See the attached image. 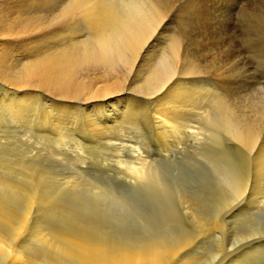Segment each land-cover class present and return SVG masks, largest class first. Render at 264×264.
Returning a JSON list of instances; mask_svg holds the SVG:
<instances>
[{"label": "bare ground", "instance_id": "bare-ground-1", "mask_svg": "<svg viewBox=\"0 0 264 264\" xmlns=\"http://www.w3.org/2000/svg\"><path fill=\"white\" fill-rule=\"evenodd\" d=\"M246 1L0 0V145L8 138L20 145L8 146L13 159L8 149L0 158L1 264H168L190 245L191 234L169 243L170 222L166 230L155 225V237L116 227L129 197L115 183L62 166L69 157L86 164L88 151H113L109 161L131 170L137 186L162 193L174 185L185 206L193 202L197 214L187 215L197 238L220 234L246 210L260 207L264 221V87L247 92L258 84L236 41ZM140 137L151 147L132 145ZM40 141L67 159L37 148ZM243 163L249 174L239 177ZM193 172L196 180L187 176ZM221 179L233 191L212 221L205 205ZM206 184L214 186L207 196ZM139 212L132 214L138 223L154 219ZM261 234L241 238L215 264H253L255 250L243 243ZM193 253L173 264H199Z\"/></svg>", "mask_w": 264, "mask_h": 264}, {"label": "rangeland", "instance_id": "rangeland-1", "mask_svg": "<svg viewBox=\"0 0 264 264\" xmlns=\"http://www.w3.org/2000/svg\"><path fill=\"white\" fill-rule=\"evenodd\" d=\"M246 8H243V11H241V13H239V18L236 16V14H234L233 15V18L235 19V18H238L239 19V22L240 21H244L245 23L246 22H248V23H244V22H242V23H240L242 26H244L245 28H247V29H245L244 27V29L243 30H241V33H239L240 32V30H239V34H237L236 35V41L239 43V48H240V52H241V55L243 56V60H245L246 58L245 57H247L248 59H246L245 60V62L249 65V67H250V70H251V73L253 74V76H254V80H255V82L258 84V85H256L255 87H254V89H248L247 90V92H249V91H255V90H258V89H261V88H263L264 87V48H263V45H264V0H247L246 1ZM244 12V13H243ZM254 13H257V17H252V15L254 14ZM241 16H242V18H241ZM252 18V19H251ZM255 18V19H254ZM253 21V23H256V24H253V23H251V22ZM259 23V24H258ZM258 24V25H257ZM246 25H247V27H246ZM254 25V26H253ZM257 26V27H256ZM255 27V28H254ZM250 28H251V30H250ZM258 28V29H257ZM241 29H242V27H241ZM255 29L256 30H258V36H259V38H257V37H255V35H256V33H254V31H255ZM246 31V32H245ZM262 31V32H261ZM243 32V33H242ZM248 33V34H247ZM251 33H252V35H251ZM254 33V34H253ZM250 34V35H249ZM244 35V36H243ZM240 36V37H239ZM246 37V38H245ZM249 39H248V38ZM240 38H242V39H240ZM244 38H245V40H244ZM249 41H248V40ZM256 39V40H255ZM258 39V40H257ZM239 40H242V41H239ZM250 40H252V41H250ZM243 42H245V43H243ZM248 42H249V44H251V46L248 44ZM251 42V43H250ZM253 43V44H252ZM259 43V44H258ZM262 43H263V45H262ZM245 44V45H244ZM243 45V46H242ZM248 45V46H247ZM256 45V46H255ZM242 46V47H241ZM253 46V47H252ZM255 46V47H254ZM257 46H261V48H259L258 47V49H257ZM246 49V51L244 50V48ZM249 47V48H248ZM250 47H251V49H250ZM243 48V49H242ZM248 48V49H247ZM249 49L250 50H252V51H254V50H256V51H254V53H252V51L250 52L249 51ZM246 52V53H245ZM256 52V53H255ZM261 52V53H260ZM247 55H245V54ZM250 53V54H249ZM244 54V55H243ZM252 54V55H251ZM255 54H256V56H255ZM249 55H251V56H249ZM254 56V57H253ZM255 59V60H253V59ZM250 59V60H249ZM257 59V60H256ZM252 60V61H251ZM263 60V61H262ZM252 62V63H251ZM256 63V64H255ZM255 65V66H254ZM256 68V69H255ZM260 69V70H259ZM256 71V72H255ZM262 74V75H261ZM11 139V140H10ZM12 138H8L5 142H7V143H4V145L2 144V145H0V158L2 157L3 158V153H5V150L4 149H8V148H10V147H13V148H15V147H19L20 145H18V143L16 142V140L14 141V142H12ZM142 140H146V139H144V138H142V137H140V139H138L137 141H136V139H133V140H131V142L133 143L132 145H135L134 143H136L137 145H138V148L139 149H141V150H147L148 149V147L150 148L151 146L150 145H148V141L146 140V141H142ZM30 142H33V143H35L33 140H29ZM37 144H36V147L37 148H39V149H42L43 148V150H45V151H47L49 154H54V155H60L61 154V150H60V148H59V150L58 149H55V148H57L56 147V145H54L53 143H51V142H49L48 144H47V142H44V141H40V142H36ZM42 143V144H41ZM44 143V144H43ZM46 143V144H45ZM147 143V144H146ZM6 144V145H5ZM15 144V145H14ZM17 144V145H16ZM40 144V145H39ZM51 144V145H50ZM12 145H14V146H12ZM145 145V146H144ZM5 146V147H4ZM8 146H10V147H8ZM46 146V147H45ZM52 146V147H51ZM147 146V148L145 149V147ZM7 147V148H6ZM55 147V148H54ZM142 147V148H141ZM47 148H48V150H47ZM49 148H51V149H49ZM54 148V149H53ZM9 150V154H10V156H9V158L10 159H13V157L11 156V155H13V154H11V153H14L15 154V152H16V149H8ZM12 150V151H11ZM49 150H51V151H49ZM52 151H55V152H52ZM47 152H44L43 154H48ZM60 152V154H58ZM90 153V151H88V152H86V154H84L85 155V157L86 158H84V159H82L83 161H84V163H88L87 165L86 164H84V165H86V166H84V165H82L80 162H77L76 160H74V159H72V158H68V160L69 161H71V162H69L68 160V165H62V166H64V168H66V166H67V169H72V167H73V169H72V171H76V172H78L80 169H81V171L80 172H83V175H85V177L84 178H86V179H92V178H96L97 177V179L99 180H101V178H103L102 180L104 181V179H106V181L105 182H110V184H112L113 183V185H115L116 184V186L117 187H119L120 189H118L119 190V192H121V193H123V195H126V197H129V199H130V201H132V210L130 209L131 208V206H130V208H129V210L127 209V212H124V216H123V218H122V220L120 221L119 219H118V221H116L117 222V225H116V227L117 226H119V227H121V226H128L129 225V227H132L131 229H133V230H135L134 232H136L137 230V232L136 233H139V234H142V235H144V234H146V231L148 232L145 236H148L149 234H150V236L152 235V237H155V235H154V233L156 232V230H158L159 228H163V229H165L166 228V226H168L169 225V222H170V224L171 225H169V227H171V228H168V230H166V231H168L167 233H168V235H166V236H168V237H170V238H168L167 237V240L169 241V243H171V244H175V243H178V242H180L179 241V239L181 240L182 238H185L186 237V234L188 235L186 238H188L189 236H190V234H191V236L189 237V238H191L190 239V245L189 246H187L186 248H184L183 249V251L185 252V253H183V251H181V252H178V254H177V256H178V258H177V256L175 257V258H173L171 261H172V264L175 262V260H177V259H179L183 254H188L189 255V253L190 254H192L193 256H194V253L193 252H195L196 254H197V257L199 258V264H205L206 262H207V260H209V257L213 254H215L217 251H220L219 253H221V254H218L217 253V257L218 258H216L214 261L212 260L210 263L211 264H215L216 263V261L219 259V260H221L222 259V256H225V255H227L228 254V249H229V247H230V249L232 250V249H234V250H236V248H238V247H240L241 245H240V242H239V240H241V238H243V237H245V236H248V235H250V234H252V233H254V232H257V233H261L262 231L264 232V221L263 220H261V218H260V213H259V211L258 210H261V208L260 207H258V208H256V210L255 209H253V211L252 210H246L247 212H249V214L245 211L244 213H241V214H243V215H240V216H235L234 218H232L233 219V221H230L229 219H227L226 220V222H225V224H224V226L226 227H223L224 229H222V225H221V232H223V233H221L220 232V234H213L212 236L210 235L208 238L205 236V234H204V236L202 237V238H197V236H195V233H196V227H195V224L193 223L194 221H193V215H195V211L193 210L194 209V205H193V202L192 203H186V206H185V203L184 202H182L183 201V199L181 198V199H179L180 198V196H177V195H180V191L179 190H177L176 188H174V185H166L165 187H166V189H164V190H162V191H165V192H155L156 190H150V189H148L147 187H145V186H143V185H136V183H134L133 181H135V178L134 177H132V175H131V170L129 171H127L126 169H125V172L124 171H121L117 166H115V162H110L109 161V158H110V155H111V153H112V155H113V151H106V152H103L102 154L100 153V152H91V154H89ZM96 153V154H95ZM97 153H100L99 155H100V157H99V155L97 154ZM109 154L108 156H107V154ZM42 154V155H43ZM88 154H89V156H90V158H89V156H88ZM92 154H93V156H92ZM42 155L40 156V157H35L34 159H33V161H36V162H42L41 161V158H42ZM102 155H104V156H102ZM63 159H67V157L68 156H66L65 154H61L60 155ZM60 156H59V158H60ZM65 156H66V158H65ZM92 157V158H91ZM96 157H98V158H96ZM88 158V159H87ZM96 158V159H95ZM104 160H103V159ZM15 159H17V157L15 158ZM71 159V160H70ZM95 160V161H93V160ZM85 160H88V161H85ZM100 160V161H99ZM92 161V162H91ZM98 161V162H97ZM104 161H106V162H104ZM77 162V163H76ZM72 163V164H71ZM75 163V164H74ZM79 163V164H78ZM97 163V164H96ZM99 163V164H98ZM101 163H102V165H101ZM114 163V164H113ZM93 164V165H92ZM104 164V165H103ZM107 164H109V166H110V168H111V170L114 172H112L111 170H107L106 169V166H108ZM70 166V168H68ZM81 166H82V168H81ZM102 166V167H101ZM104 166H105V168H104ZM80 167V168H79ZM90 167V168H89ZM117 167V168H116ZM139 167V166H138ZM61 168H63V167H61ZM75 168V169H74ZM94 168V169H93ZM99 168V169H98ZM101 168H103V169H101ZM122 168H125L124 167V165H123V167ZM245 168V169H244ZM86 169H88V170H86ZM97 169H98V171H97ZM116 169V170H115ZM118 169H119V172H118ZM241 171H240V170ZM238 170H237V175L239 176V177H242L243 176V173H245V174H249L248 173V171H247V169H248V166L246 165V163L244 164H242L241 166H240V168H239ZM247 172H246V171ZM96 172V173H94V172ZM103 171V172H102ZM111 171V172H110ZM10 172V171H9ZM12 172V171H11ZM65 172H68V171H65ZM96 175H94L93 173ZM99 172V173H98ZM121 173V174H120ZM130 175H129V174ZM194 173L195 172H193V173H190L189 175H187V176H190L193 180H196V177H195V175H194ZM90 174V175H89ZM92 174V175H91ZM113 174V175H112ZM115 174V175H114ZM94 175V176H93ZM108 175V176H107ZM111 175L113 176V177H111ZM128 175V176H127ZM115 176H117V177H115ZM122 176V177H121ZM126 177H127V179H126ZM116 178V179H115ZM123 178H125L127 181H125ZM134 178V179H133ZM119 180V181H118ZM124 181V182H123ZM131 181V182H130ZM222 179L219 181V183H220V185L221 186H223V187H221L220 185L219 186H216V187H218V189H217V191L218 192H216V195L213 197V199L211 200V203L213 204V205H211V203L210 204H207V205H205V208L208 210V209H210L211 210V214H212V217H213V219H212V221L214 220V219H219L220 218V216L219 215H221V212L224 210L223 208H225V206H226V203H228L227 201H228V197L231 195V193H232V191H233V189L231 188V183H229V182H227V181H225V180H223L222 182ZM124 184H123V183ZM115 183V184H114ZM120 183V184H119ZM132 183V184H131ZM134 183V184H133ZM223 183V184H222ZM129 184H131V185H134V186H131V185H129ZM225 184V185H224ZM84 185H86V184H84ZM227 185V186H226ZM228 185H230L229 187H228ZM141 186V187H140ZM170 186H171V188H170ZM131 187V188H130ZM137 188V189H135V188ZM164 187V188H165ZM189 187V185L187 186V188ZM203 187L204 188H202L201 187V189L203 190L202 192L206 195H208V193L209 192H212V189L214 188V186H212L211 187V185L210 184H206V185H203ZM208 187V188H207ZM210 187V188H209ZM215 187V188H216ZM226 187H228V189L226 188ZM144 188V189H143ZM200 188V187H199ZM205 188H207V189H205ZM222 188H224V189H222ZM177 190V191H179V192H177V191H173V190ZM200 189V190H201ZM205 189V190H204ZM229 189H231V190H229ZM131 190V191H130ZM134 190H136V192H135V194H133L134 193ZM150 190V191H149ZM161 190V189H160ZM229 190V191H228ZM132 191H133V193H132ZM139 191H142V192H139ZM168 191V192H167ZM209 191V192H208ZM229 193H228V192ZM139 192V193H138ZM154 192V193H153ZM170 192V193H169ZM206 192H208V193H206ZM222 192V193H221ZM143 193H145V194H147V195H143ZM161 193V194H160ZM179 193V194H178ZM224 193V194H223ZM227 193V194H226ZM128 194V195H127ZM132 194V195H131ZM137 194V195H136ZM138 194H140V195H138ZM156 194V195H155ZM159 194H160V196H159ZM165 194V195H164ZM166 194H167V196H170L169 198L166 196ZM177 194V195H176ZM155 195V196H154ZM162 195H163V198H162ZM206 195V196H207ZM227 195V196H226ZM142 196H145L144 198V200L142 199L143 197ZM150 196V197H149ZM136 197V198H135ZM138 197V198H137ZM141 197V198H140ZM148 197V198H147ZM159 197V198H158ZM178 197V198H177ZM222 197V198H221ZM150 198V199H149ZM216 198V199H215ZM162 200V201H159V200ZM163 199H165L164 201L165 202H163ZM170 199V200H169ZM146 200V201H145ZM152 200V201H151ZM168 202H167V201ZM180 200V201H179ZM182 200V201H181ZM213 200H215V201H213ZM217 200V201H216ZM222 200V201H221ZM155 201V202H154ZM219 201H220V203H219ZM166 202L168 203L167 204V206L165 205L166 204ZM180 204H179V203ZM214 202V203H213ZM217 202V203H216ZM156 203V205H154ZM158 203V204H157ZM164 203V204H163ZM181 203L183 204L184 203V207H188V208H182L183 206L181 205ZM160 204V205H159ZM176 204V205H175ZM192 204V205H191ZM215 204V205H214ZM223 204H225V205H223ZM134 205V206H133ZM170 207H169V206ZM178 205H180V206H178ZM189 205V206H188ZM209 205H210V208H209ZM152 206V207H151ZM169 207V208H164V207ZM214 206V208H211V207H213ZM259 206H261V204L259 205ZM189 207H192L191 209L189 208ZM135 208V209H134ZM152 208V209H151ZM160 208V209H159ZM162 208V209H161ZM172 209V211H170L171 209ZM220 208V209H219ZM140 210V212H139V210ZM148 209V210H147ZM167 209V210H166ZM188 210V211H185V210ZM223 209V210H222ZM130 210H131V213H130ZM138 210V211H137ZM155 210V211H154ZM163 210V211H162ZM210 210H208V212L210 211ZM213 210V211H212ZM214 210H215V212H214ZM159 211V212H158ZM187 212L186 214H185V212ZM190 211H193V212H190ZM218 213H217V212ZM130 214H129V213ZM134 212H139V213H141V218H143V215L145 216V214H146V216L145 217H153L154 216V219L152 218V219H149V220H146V222H145V224L143 223L142 224V222H139L138 223V219L137 218H135V217H133V213ZM144 212V213H143ZM149 212V213H148ZM155 212V213H154ZM169 212V213H168ZM172 212H173V214H172ZM161 213V214H160ZM162 213H163V217H161L162 216ZM164 213H165V215H164ZM193 214V215H187V214ZM214 213H216V214H214ZM220 213V214H219ZM135 214V213H134ZM172 214V215H171ZM197 214V213H196ZM247 214V215H246ZM126 215V216H125ZM129 217H128V216ZM157 215V216H156ZM158 215H159V217H158ZM161 215V216H160ZM168 215V216H167ZM217 215V216H216ZM167 216V217H166ZM173 216V217H172ZM161 217V218H160ZM169 217V218H168ZM171 217V218H170ZM195 217V216H194ZM133 219L132 221H131V223L129 222L131 219ZM166 218V219H165ZM174 218V219H173ZM189 218V219H188ZM191 218V219H190ZM126 219V221H127V223H124V222H126V221H124ZM127 219H129V220H127ZM137 219V220H136ZM159 219H162V222H159ZM231 219V220H232ZM152 220H154V221H152ZM157 220V221H156ZM173 222H172V221ZM174 220H175V223H174ZM189 220V221H188ZM191 220V221H190ZM122 221H123V223H122ZM134 221V222H133ZM150 221H152V222H150ZM193 221V222H192ZM249 221V222H248ZM120 222V223H119ZM192 222V223H191ZM122 223V224H121ZM137 223V224H136ZM150 223V224H149ZM152 223V224H151ZM155 223V224H154ZM161 223V224H160ZM166 223V224H165ZM172 223L175 225H173L174 227H175V230H174V228H173V226H172ZM251 225H250V224ZM119 224V225H118ZM125 224V225H124ZM151 225V226H146V225ZM154 224V225H153ZM168 224V225H167ZM192 224V225H191ZM194 224V225H193ZM134 225V226H133ZM137 225H138V227H137ZM143 227H142V226ZM153 225V226H152ZM155 225H157L159 228H157V226L156 227H154ZM246 225H247V228H246ZM258 225V226H257ZM146 226V227H145ZM192 226H194V227H192ZM134 227V228H133ZM148 227V228H147ZM176 227L178 228V230L176 229ZM250 227V228H249ZM257 227H260V228H257ZM142 228H145V229H142ZM150 228V229H149ZM157 228V229H156ZM161 228V229H162ZM173 228V229H172ZM195 230H194V229ZM249 228V229H248ZM155 229V230H154ZM161 229H159V231L161 230ZM171 229V230H170ZM248 229V230H247ZM143 232H142V231ZM144 230H146V231H144ZM149 230V231H148ZM170 230V231H169ZM193 230H194V232H193ZM152 231H155V232H152ZM228 231V232H227ZM260 231V232H259ZM176 232V233H175ZM177 232H178V234H177ZM184 234H183V233ZM186 232H188V233H186ZM131 232H129V234H130ZM135 233V234H136ZM174 233V234H173ZM132 234H134V233H132ZM242 234V235H241ZM154 235V236H153ZM174 235H176V236H174ZM178 236V237H177ZM180 236H182V237H180ZM184 236V237H183ZM192 236H194L193 237V239H192ZM217 236V237H216ZM172 237V238H171ZM176 238V240H175V238ZM207 238V239H205V238ZM260 237V238H259ZM177 238H178V240H177ZM188 238V239H189ZM195 238V239H194ZM237 238V239H236ZM257 237H255V239L253 238V239H250V240H248L247 242H244L243 243V249H244V251H252V250H255V252H254V254H252V255H250L249 256V258H251V259H249L253 264H261V262H262V264H264V235H262L261 234V236L259 235L258 236V238L256 239ZM171 239V240H170ZM173 239V240H172ZM226 239V240H225ZM197 240H198V243H197ZM174 241H175V243H174ZM176 241H178V242H176ZM199 241H201V242H199ZM233 241H237V242H233ZM232 242V243H231ZM239 243V244H238ZM219 244V245H218ZM233 244V247L231 248V245ZM242 244V243H241ZM238 245H240V246H237ZM255 245V246H254ZM201 246V247H200ZM236 246V247H235ZM259 246V247H258ZM191 249V251H192V253H191V251H189L190 249ZM194 247V248H193ZM246 247V248H245ZM250 247V248H249ZM186 249V250H185ZM229 249V250H230ZM262 249H263V251H262ZM201 250V251H200ZM259 250V251H258ZM256 251H258V252H256ZM189 252V253H188ZM200 253V255H199V253ZM203 253V254H202ZM196 254H195V257H196ZM202 254V255H201ZM211 254V255H210ZM202 256V257H201ZM196 257V258H197ZM208 257V258H207ZM220 257V258H219ZM203 259V260H201V259ZM206 260V261H205ZM249 260H248V262H249ZM171 261H169V263L168 264H171ZM201 261V262H200ZM202 261H204V262H202ZM1 264V263H0Z\"/></svg>", "mask_w": 264, "mask_h": 264}]
</instances>
